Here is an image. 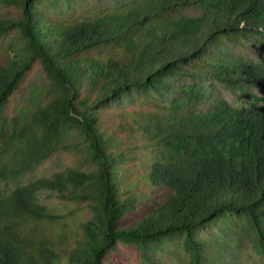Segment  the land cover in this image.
Returning <instances> with one entry per match:
<instances>
[{
	"label": "trees",
	"instance_id": "obj_1",
	"mask_svg": "<svg viewBox=\"0 0 264 264\" xmlns=\"http://www.w3.org/2000/svg\"><path fill=\"white\" fill-rule=\"evenodd\" d=\"M46 1L0 0L16 15L0 16V264H113L118 243L156 264L148 245L173 234L187 264H237L223 232L238 218L264 257V105L213 95L195 110L207 83H264V61L228 44L264 39V0H112L80 15ZM33 64L42 101L21 119L9 107ZM153 93L170 100L148 107ZM57 150L90 170L22 182ZM44 192L84 205L77 231Z\"/></svg>",
	"mask_w": 264,
	"mask_h": 264
},
{
	"label": "rangeland",
	"instance_id": "obj_2",
	"mask_svg": "<svg viewBox=\"0 0 264 264\" xmlns=\"http://www.w3.org/2000/svg\"><path fill=\"white\" fill-rule=\"evenodd\" d=\"M56 0H47L46 3L49 6L48 11L51 13L52 5ZM56 3V2H55ZM54 3V4H55ZM58 6H61V12L68 15H80L92 12L93 9L107 5L108 7L115 6L112 0H58ZM0 16H16L12 12H0ZM228 44L234 49L236 54L241 55L244 58L263 60L264 61V39H254L251 37H238L235 41H228ZM171 83L174 86H182L193 84L195 80L188 78H170ZM213 88L210 90V94L203 102L196 104L195 110L204 111L210 103V98L213 95H219L227 103L232 106L240 107L246 105L249 101L257 97L259 101L264 105V83L260 85L247 84L244 87H227L218 82H211ZM44 88L43 75L37 64H33L32 67L26 72L24 78L21 80L19 88L14 95V98L9 107L10 113H15L19 118L23 119L41 104L42 94ZM138 97H132L130 99L122 100L118 105L121 106H134L137 104ZM152 103L148 107H152L156 102L168 103L170 96H162L159 93H153ZM142 147H138L140 151ZM74 167L80 171L87 172L90 167L87 164H80L77 156L63 150H57L50 154L44 161L37 165L34 170L23 176L22 182H26L29 179L47 176L52 172L60 171L65 168ZM132 172H128L126 175H131ZM41 201L47 204L49 207L55 209L58 213L64 215L61 220L62 223L67 225V229L71 232H75L80 227V222L84 221L88 213L84 208V205L71 202H62L58 197L50 192H44L40 196ZM70 211V212H69ZM56 228V227H54ZM211 229V228H210ZM250 228L242 218L229 221L226 224L223 234L224 240L237 239L238 245L233 246L232 256L236 259L237 264H264L263 255L253 247L250 241ZM211 232H215L216 229H211ZM216 233H219L216 231ZM220 234V233H219ZM222 235V234H221ZM183 234H173L171 236L164 237L156 243H152L147 247V254L153 258L152 260L156 264H187L188 254L183 248ZM119 252L115 256V262L113 264H148L149 261L146 257L141 255L140 252L131 246H127L123 243H118ZM61 264H68L66 259L62 258ZM225 264H228L226 262Z\"/></svg>",
	"mask_w": 264,
	"mask_h": 264
}]
</instances>
